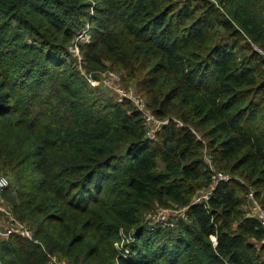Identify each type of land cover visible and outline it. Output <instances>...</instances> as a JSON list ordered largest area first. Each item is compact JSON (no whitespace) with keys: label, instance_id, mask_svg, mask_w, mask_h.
Instances as JSON below:
<instances>
[{"label":"trees","instance_id":"16d2710c","mask_svg":"<svg viewBox=\"0 0 264 264\" xmlns=\"http://www.w3.org/2000/svg\"><path fill=\"white\" fill-rule=\"evenodd\" d=\"M262 67L264 0H0L1 197L33 233L0 235V264H264L244 209L249 188L264 209ZM115 68L168 120L153 138L86 76ZM212 168L239 181L192 203ZM171 206V227L144 226Z\"/></svg>","mask_w":264,"mask_h":264},{"label":"built area","instance_id":"2783aa9c","mask_svg":"<svg viewBox=\"0 0 264 264\" xmlns=\"http://www.w3.org/2000/svg\"><path fill=\"white\" fill-rule=\"evenodd\" d=\"M87 29H88V23L86 24V27L84 29H82L76 34L73 43L69 45L68 47V50L72 52L79 61L81 59V55L79 52V46H80V43L85 41L87 38ZM78 67L81 70V73L84 74V70L79 65ZM108 72L104 73L105 77H104L103 85L106 87L107 86L110 87V85H113L112 72H109L110 74H107ZM86 76L89 82L93 84V79H91L90 74H87ZM117 78L119 79L118 76ZM123 98H126L127 100H129L133 106H135L138 110L142 112L144 116V121H145L146 136L149 138H153L155 136V133L160 129V126L164 122V120L157 118L151 112H149L145 107L144 100L141 99L140 97H136L133 91H127L123 89V94L121 97H118V100H122ZM230 179L238 180L237 178H234L233 176L227 175L224 171L215 170L214 168H212L211 183L206 189L198 191L193 196L192 203H199V204L206 203L212 193V190L215 188L217 183L220 181H228ZM8 185H9V179L6 176L0 174V197H1L2 192L5 190V188H7ZM250 191H253V190H250ZM253 193L250 192V194L248 195V197H250L253 203L252 213L254 214V216H256L259 219L261 225L264 227V209L255 200H253L252 198ZM249 207L251 208V206ZM185 209H186L185 207H180V208L169 207L165 209H160L161 211H159L155 216H152L149 218L148 223L151 226H149L148 228L153 229L158 226H170L171 227L173 224V221L176 218L184 215ZM0 211H3V213H5L10 218V220L13 221V223L9 225V227L5 228L4 232L0 233V235H3V234L8 235L10 232L16 231L17 233L21 234L22 236L28 239H31V240L33 239L32 231L28 227L24 226V224L18 222L17 220H14L11 217L9 208L5 204L2 205L1 202H0ZM156 223H160L162 225H157L153 227ZM120 234L122 236V240L120 242H116L115 246L119 248V250L124 249V252L122 255L127 257L126 255L127 249L125 248L123 243L124 241L125 243L133 242V239H134L133 231L132 232L129 231L127 234H125L123 233L122 230H120ZM213 240H214V237H213ZM48 264H65V263L51 256ZM112 264H118L117 259H115Z\"/></svg>","mask_w":264,"mask_h":264},{"label":"rangeland","instance_id":"374dc122","mask_svg":"<svg viewBox=\"0 0 264 264\" xmlns=\"http://www.w3.org/2000/svg\"><path fill=\"white\" fill-rule=\"evenodd\" d=\"M70 52V51H69ZM73 56H74V54L72 53V52H70ZM71 55V56H72ZM262 71H263V73H264V67H262ZM109 72H112V71H109ZM107 73V74H110V73ZM105 73V72H104ZM104 73H102V75L104 76ZM120 76V71H119V69H116L115 68V71L114 72H112V80H113V85H110V87L109 86H107V87H104V85H103V82H104V78L103 79H101V77H99V79L97 78V79H93V86H96L95 88H96V90H98V91H101L102 92V94L105 96V97H107V98H111V99H115V97L116 98H118V97H121L122 96V94H123V89H125V90H127V91H133L134 93H135V95H136V97H140L141 99H143L144 100V97H141L142 96V94H140L141 93V91H140V93L137 91V89H138V80H136V79H126V81H124L125 83H127V84H124V83H122L121 81H120V79H118L117 78V76ZM100 76H101V74H100ZM105 77V76H104ZM116 77V78H115ZM123 88V89H122ZM167 121L168 120H164V122L165 123H167ZM177 124L178 125H180V123L179 122H177ZM227 175H229V176H232L231 174H229V173H227V172H225ZM1 174V173H0ZM1 175H4V174H1ZM4 176H6V175H4ZM7 178H8V176H6ZM234 178H236L235 176H233ZM9 179V178H8ZM250 192H252L253 193V191H250V188H249V190H248V195L250 194ZM252 198H253V200H255L257 203H259V199L258 198H255V196H254V193H253V196H252ZM0 202L2 203V205L3 204H5V200L2 198V197H0ZM6 205V204H5ZM7 206V205H6ZM249 206H251V208L249 207ZM8 207V206H7ZM172 207V206H171ZM252 207H253V203H252V200L250 199V197H247L246 198V200H245V204H244V209L248 212V213H252ZM165 208H169V207H165ZM165 208H163V207H158V208H156L155 207V209H153L152 211H149V212H146L145 214H144V217H143V219H144V226L147 228V229H149L148 227L149 226H151L149 223H148V221H149V218L150 217H152V216H155L159 211H161L160 209H165ZM2 213V214H1ZM7 215L5 214V213H3V211H0V233H2V232H4V230H5V227L7 226V225H10V218L8 219H6L5 217H6ZM170 218V217H169ZM7 222H9V223H7ZM157 225H162V224H160V223H156L153 227H155V226H157ZM162 227H166V226H158V227H155V228H153V229H157V228H162ZM150 230V229H149ZM122 231H123V233H125V234H127V231L126 230H123L122 229ZM128 231H136L135 230V228H133V227H131ZM134 238V237H133ZM134 240V239H133ZM65 263V262H64Z\"/></svg>","mask_w":264,"mask_h":264},{"label":"crops","instance_id":"0c3cea01","mask_svg":"<svg viewBox=\"0 0 264 264\" xmlns=\"http://www.w3.org/2000/svg\"><path fill=\"white\" fill-rule=\"evenodd\" d=\"M9 227V225H7L5 228Z\"/></svg>","mask_w":264,"mask_h":264}]
</instances>
